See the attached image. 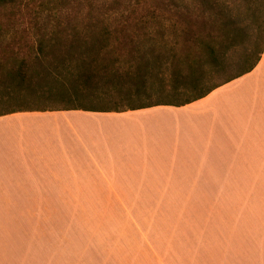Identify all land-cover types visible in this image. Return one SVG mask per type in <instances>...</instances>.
Instances as JSON below:
<instances>
[{"label": "rangeland", "instance_id": "374dc122", "mask_svg": "<svg viewBox=\"0 0 264 264\" xmlns=\"http://www.w3.org/2000/svg\"><path fill=\"white\" fill-rule=\"evenodd\" d=\"M179 3L182 5L180 0H0V62L9 68L32 61L41 55L37 41L50 38V28L84 25L98 17L114 30L109 44L75 50L65 44L54 49L46 45L45 67L39 69L43 74L44 69L49 71L44 74L47 82H74L84 67L82 59L98 52L95 67L106 66V71L97 72L94 85L108 90L110 100L122 106L181 104L252 62L264 36V0H216L213 9H195L190 0H184L181 10ZM217 8L226 11L238 33L232 46L216 47L223 68L213 65L195 45L198 37L209 40L217 36ZM177 10L183 14L175 13ZM189 28L199 34L190 35ZM1 29L9 32L3 34ZM136 67L138 76L123 77L126 72L134 74ZM136 87L140 92L130 98L117 95ZM3 94L0 87V99ZM16 97L8 100L4 96L0 113L61 105L27 90ZM100 97H92L95 102H85V106L106 107L98 101L106 103L108 97ZM210 173V179L195 182L254 177L259 184L184 186L179 187L184 195L172 196L188 200L3 203L9 209L3 213L17 215L0 218V264H203L204 260L206 264L219 260L225 264L234 260L242 238L251 237L253 244L264 245V170Z\"/></svg>", "mask_w": 264, "mask_h": 264}, {"label": "crops", "instance_id": "0c3cea01", "mask_svg": "<svg viewBox=\"0 0 264 264\" xmlns=\"http://www.w3.org/2000/svg\"><path fill=\"white\" fill-rule=\"evenodd\" d=\"M262 155L264 50L251 71L180 105L0 116V218L17 215L3 203L188 200L172 196L184 186L257 185L254 177L195 179L262 171ZM253 240L242 238L225 264H264V245Z\"/></svg>", "mask_w": 264, "mask_h": 264}, {"label": "trees", "instance_id": "16d2710c", "mask_svg": "<svg viewBox=\"0 0 264 264\" xmlns=\"http://www.w3.org/2000/svg\"><path fill=\"white\" fill-rule=\"evenodd\" d=\"M180 1L183 5L184 0H180ZM190 1L194 5L195 9H199L202 7L204 8L211 7L213 9L216 5V0H190ZM228 3L225 4L227 5ZM182 5L179 3L177 4V7H180L182 10L183 9ZM181 10H177L175 13H178L181 16L183 14ZM194 12L195 10L193 12L191 11L192 14ZM150 13L153 14L154 11ZM97 18L94 21H88L87 24L84 25L53 26L52 28H50L49 31L50 38H46V39L41 38L37 41L36 46L38 51L41 53V55H36L35 59L32 61L29 62L21 61L16 66L13 65L9 68H6L5 62H0V87L2 88V90H4V94L2 95V98L0 100H3L4 96L7 97L8 100L12 98L16 99L19 97V96L16 97L17 95H22V91L27 90L30 94L35 96L37 95L38 98L52 100L54 102L61 104L57 108L55 107V108H42V109H38V108L12 109L4 113H0V116L15 112H22V111L69 110V109L121 112L126 110L141 109V108L151 107L154 105H160V104H152V105L141 104L136 106H132V105L122 106L120 105V103L110 100L112 94L108 90L100 89V87L94 85V83H97L95 80V76L97 72L99 73L101 71H106L105 69L106 66H103L100 69H96L95 67V62L97 60L98 52H96L95 55L88 57L87 59H82V63L84 67L78 72L77 76L74 78V82L71 81L68 83V85H65L62 81L56 79L47 82V80L45 79L46 76L44 74H49V71L44 69L43 72L46 73L43 74L42 71H40L39 69L45 67L44 65L45 57L43 56V51L46 45L54 49L57 46H61L62 44H65L68 46L70 50H75L77 49V47L80 46L89 47V48L100 46L97 47L98 49H100L103 47L102 42L109 44V37L114 32V30L112 29V27L103 24L102 21H100L101 19L99 20ZM217 19H218L217 36L209 37V40H205L202 37H198L195 41V45L198 47L199 52H201L204 55H207L208 60L211 61L213 65L223 68L225 63L218 61L216 47L220 46L221 44L226 45L227 47L232 46L237 38L238 33L235 22L232 21V19L226 13L225 10L223 9L219 10L217 8ZM1 30L3 34L9 32L8 29H1ZM196 33L197 32L194 31V29L189 28L190 35ZM60 34H62L66 38L62 39L61 37H59ZM263 50H264V36L259 48L256 51L255 57L253 58L252 62L244 69L236 73L235 75L226 78L223 82L215 85L214 87L226 83L234 78H237L251 71L259 61ZM188 65L190 68L194 67L193 63L190 61L188 62ZM139 72H140L139 68L136 67L134 74H132L131 72H126L125 76L123 77H127L129 79L138 76ZM52 84H57L61 88H54ZM212 88L208 89L203 94H200L192 98L191 100L202 97ZM139 92H140L139 87H136L133 91L131 90L124 93L118 91L117 95L124 96L125 98H130L132 95H137ZM100 96L108 97L107 99L108 101H106V103H103L104 101H102L101 99H99L98 101V102L101 101L100 104H106L105 105L106 107L93 108V107L85 106L86 104L85 102H89V103L95 102L93 100L94 99L98 100ZM92 97L94 98L93 100ZM163 104L180 105V104H171V103H163Z\"/></svg>", "mask_w": 264, "mask_h": 264}]
</instances>
